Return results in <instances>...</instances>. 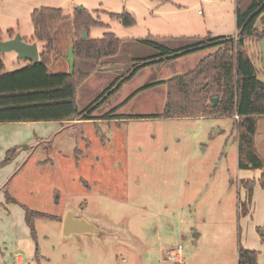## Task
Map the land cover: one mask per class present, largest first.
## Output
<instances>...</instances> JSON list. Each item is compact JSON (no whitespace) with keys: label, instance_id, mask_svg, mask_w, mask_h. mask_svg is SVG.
I'll use <instances>...</instances> for the list:
<instances>
[{"label":"rangeland","instance_id":"1","mask_svg":"<svg viewBox=\"0 0 264 264\" xmlns=\"http://www.w3.org/2000/svg\"><path fill=\"white\" fill-rule=\"evenodd\" d=\"M149 2L0 0V36L7 40L8 29L13 28L16 34L32 37L33 11L41 6L62 7L69 18L55 32L57 52L49 66L57 72L68 70V63L58 64L57 59L71 50L73 13L81 5L108 24L92 26L95 37L112 31L123 38L118 60L132 66L136 58L155 49L128 35H146L148 26L156 30L168 19L197 22L206 17L211 28L234 31L230 23L236 0H183L184 9L164 16L145 11ZM159 7L153 5L155 10ZM125 11L135 16V25L125 27L110 15ZM246 45L258 77L264 80V37L249 38ZM2 58L8 70L23 64L12 50ZM166 66L177 68L175 63ZM125 67L115 70L112 79L124 74ZM144 68L94 112L97 118L0 122V264H17L19 254L24 256L23 264L238 263L239 246L245 247L252 237L251 225L264 217L260 201L255 220L239 216L238 204L246 198L241 182L251 178L256 180L255 187L263 188L264 170L239 168L238 133L232 118L153 115L164 110L167 86L161 83L133 91L149 80L146 77L160 75L164 67L152 66L150 74ZM109 84L83 86L80 98L77 92L78 106L89 104ZM127 94L122 117H101L100 112ZM145 114L152 116L142 117ZM257 129L255 146L264 163V115L258 117ZM18 145L22 148L6 161L9 150ZM7 193L16 201H9ZM25 208L54 217L32 213L30 225ZM69 212L75 218L83 216L97 230L64 234ZM178 244H183L181 258L169 253ZM261 258L263 251L258 263L264 264Z\"/></svg>","mask_w":264,"mask_h":264},{"label":"trees","instance_id":"2","mask_svg":"<svg viewBox=\"0 0 264 264\" xmlns=\"http://www.w3.org/2000/svg\"><path fill=\"white\" fill-rule=\"evenodd\" d=\"M235 12L236 34L214 35L210 32L205 36L193 37L159 38L149 35L137 38L135 41L154 48L155 53L136 58L133 66L130 63L122 64L126 65L125 73L118 74L89 104L80 108L77 102L78 88L94 72L110 70L121 64L118 58H121L124 41L112 31L99 38H91V35L83 38V32L90 34L92 26L108 27V24L95 16L92 10L83 6L76 7L72 32L73 70L51 72L49 66L57 52L55 32L59 24L69 16L65 15L62 7L41 6L31 15L34 23L33 38L43 43L40 59L24 60L23 66L8 70L2 58L4 52L0 51V122H67L97 118L94 112L107 104V99L140 69L212 48L214 50L198 61L193 69L161 80L167 86V99L162 113L153 115L232 118V128L238 133L239 168L264 170V163L255 146L257 120L264 115V80L258 77V68L246 45L249 38L261 40L264 37V0H236ZM110 15L118 17L125 27L136 24V18L130 12H110ZM15 34V29H8L9 37ZM160 83H147L140 89ZM215 98L218 99L216 105ZM117 108L113 107L101 117H122L117 113ZM21 148L22 145L11 148L6 161H10ZM260 180L264 187V172ZM241 184L247 189L246 198L238 204V214L243 217L249 215L256 180L243 179ZM7 197L9 201L14 199L8 193ZM25 209L26 220L30 225L33 223L32 213L46 218L54 217L48 213ZM258 255L256 249L239 246L238 264H259Z\"/></svg>","mask_w":264,"mask_h":264},{"label":"crops","instance_id":"3","mask_svg":"<svg viewBox=\"0 0 264 264\" xmlns=\"http://www.w3.org/2000/svg\"><path fill=\"white\" fill-rule=\"evenodd\" d=\"M206 1L208 3V2H212L213 0H206ZM216 1L219 2V0H216ZM170 2H171V4H170ZM156 4H158L160 6L159 10H155L153 8V5H156ZM183 7H184L183 0H150L149 4L145 6V11H147L149 14H152V12H154V13H158L159 15H163L164 16V15H167V14L174 13L176 11H180V10L184 9ZM202 14L205 16L204 12H202ZM209 21H210V18H206V17H204L202 20L197 21V22L195 20L192 21V20H189V19H186V18H180V19H178L176 21H171V20L168 19L167 22H164L163 24L162 23L159 24L158 27L156 28V30L153 29V27L148 26V28L146 30L148 32H147L146 35L136 36L135 37L134 35L131 34V35H128V37L129 38H133V39H137V38H143L145 36L151 35V36H155V37H159V38L160 37L171 38V37H176V36H178V37H181V36H184V37L205 36V35L209 34L210 32L212 34H214V35H227V34H236L237 33V29H236V14H235V17L233 18V22L230 23V26H231L232 30H234V31H231V32L230 31L225 32L223 29H221L222 27H217L216 29H213V28H211L209 26ZM127 27H131V26H127ZM104 34L100 35L99 37H103ZM90 35H91V37H95L94 33H92V30H90ZM33 37H34V34H33L32 37L31 36H25L23 38L26 39L29 42H36L37 45H38V50L41 53L42 45L40 44V41L35 40ZM99 37H95V38H99ZM8 38H10V37H8ZM2 40H4V39H2ZM72 46H73V34H72V36L70 38L71 50H72ZM71 50L69 49L68 55L62 53V54H60L59 59H57L58 60V64H59V61H66L68 63L67 64L68 70H64V72H71L73 70V67H72L73 66V50L72 51ZM213 50L214 49H212L211 51H213ZM210 52L207 53L206 50L197 51V52H194L193 54H189V55H185V56H182V57H178L176 60H172L170 62L160 63V65L146 66L144 69L150 70V71L147 72L149 74L152 71L151 70L152 66H163L164 68H162L161 74L158 75L156 78L155 77L154 78H147L146 77L145 79H149V80L144 82L143 85L138 86L136 89H134L133 92L138 91L140 88L144 87V85H146L147 83H160L161 80H166V79H168V78H170L172 76H175V75H177L179 73H183V72H185L187 70L193 69L197 65V62L200 61L205 56H207L208 54H210ZM120 53L122 54V50L120 51ZM22 62H23V64H22V66H23L25 64V62H24V60H22ZM167 63H175V64H177V68L174 69V70L173 69H168V67L166 66ZM58 66L59 65H57V67ZM122 67H123L122 64H117V65H115V67L110 68V70H100V71L94 72L79 87V89H78V98L81 97V94H82L81 93V88L83 86H85L86 84H91V86L94 87V86H97L99 82H105V81L106 82H110V79H112V74L114 73V71L115 70L116 71L120 70V69H122ZM165 69H167V70H165ZM59 71H63V70H59ZM59 71H57L55 73H58ZM102 75H104V76H102ZM127 81H129V80H127ZM161 83H163V82H161ZM126 84H127V82L118 91H121ZM163 84H165V83H163ZM128 96L129 95L127 94V96L119 98L115 104H111L109 107L104 109L99 114L103 115V114L109 112L113 107H118L117 108V113L122 114V112H120V111L127 106ZM105 105H103V106H105ZM101 108H99V109H101ZM29 122H31V121H29ZM49 122H55V121H49ZM12 143H14V142H12ZM1 148L3 149V147H1ZM245 174H246V176L250 177L249 176L250 175L249 172L248 173L245 172ZM263 188H261L259 186L254 187L253 194H252L253 199H252V203H251V206H250L249 215L244 216V221L249 220V219H251V220H255L256 219V214H257L256 211H257V206L259 204V201L261 202V204H262V206L264 208V189ZM244 190H245V195H246L247 189L244 188ZM13 198L14 199L11 202L16 201L15 197H13ZM80 217L84 218L83 216H80ZM256 226L260 227L261 231L259 229L257 230ZM263 229H264V217L259 218V220L255 224L251 225V229L250 230H251V236L252 237H251V239H250V237L248 238V240H247V242L245 244V247H248L249 249L252 248V249L259 250V252H261V251L264 252V242L261 240L262 239V234H263L262 233ZM199 235H200V233H196V237L199 236ZM4 242H6V240H4ZM171 250H172V248L169 250V253H170ZM20 258L24 259V256L22 254L17 255L16 256V262H17V259H20ZM261 262L264 263V259L261 258Z\"/></svg>","mask_w":264,"mask_h":264},{"label":"water","instance_id":"4","mask_svg":"<svg viewBox=\"0 0 264 264\" xmlns=\"http://www.w3.org/2000/svg\"><path fill=\"white\" fill-rule=\"evenodd\" d=\"M79 8H82V5L79 6ZM83 33V38H88L90 35L87 31H84ZM8 50L17 52L18 57L22 60L36 61L40 59V51L38 50L37 43L27 41L19 33L15 34L14 37L8 38V40H0V51L8 52ZM214 101V105H216L218 99L215 98ZM65 219L63 233L66 235L97 230L92 223L83 218H75L74 214L71 212L67 214ZM262 233L264 235V229Z\"/></svg>","mask_w":264,"mask_h":264},{"label":"built area","instance_id":"5","mask_svg":"<svg viewBox=\"0 0 264 264\" xmlns=\"http://www.w3.org/2000/svg\"><path fill=\"white\" fill-rule=\"evenodd\" d=\"M199 12H200V10H199ZM236 117L239 118V115H236ZM183 250H184L183 244H178V246L176 248H172L170 253L173 257L181 258L183 256ZM23 262H24L23 258L17 259V264H23Z\"/></svg>","mask_w":264,"mask_h":264}]
</instances>
